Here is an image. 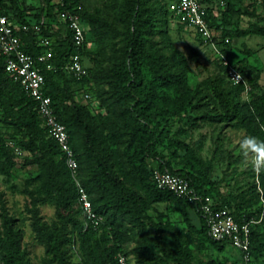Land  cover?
Instances as JSON below:
<instances>
[{
	"label": "trees",
	"instance_id": "1",
	"mask_svg": "<svg viewBox=\"0 0 264 264\" xmlns=\"http://www.w3.org/2000/svg\"><path fill=\"white\" fill-rule=\"evenodd\" d=\"M41 1L42 4L38 6L33 0H0V5L3 12L23 22L39 20L44 14L48 17L42 34L55 40L53 60L57 69L43 70L46 91L52 97L59 119L70 133L71 145L79 162L81 180L90 195L93 208L104 217L97 229L86 226L85 218L79 217L81 206L78 202L77 187L62 152L57 142L48 136L37 110V102L26 93L20 82L6 73V57L0 54V171L5 175H15L13 168L19 163L17 158L23 159V166H38L35 178L40 181L43 200L55 204V224L50 226L43 220L39 199L34 195L27 205V210L36 237L45 246L49 264H119V253L129 256L124 249L126 230L123 229L122 220L126 218L132 222L140 235L139 244L133 250L137 255V264H234L228 258L209 257L205 260L193 250L191 243L201 251H205L209 246L217 251H224L230 244L216 240L210 235L207 219L199 203L180 197L169 189L158 187L153 180V171L169 170L183 176L199 193L213 197L218 207L228 206L238 220L258 221L264 214V171L259 174L262 192L255 184L254 202L251 201L252 197L243 198L246 205H260L253 210L242 209L237 196H229L221 191L218 181L213 178V163L201 157L197 149L179 137L177 132H172L176 126L186 124L189 119L231 121L239 115L243 117L245 107H250L256 114L258 131L264 140V91H257L251 100L241 105L236 103L232 107L229 93H225L214 83L213 92L220 100L221 108L219 111L205 110L200 115L190 113L194 105L188 99V89L178 88L177 97L169 103L165 102L156 91L154 81L155 77L167 75L168 69L160 48L147 32L154 34L158 24H161L160 30L169 36V33L182 32L188 26L185 23L172 22L168 0H158V10L146 17L145 0H124L127 17L138 28L135 27V30L127 33L122 62L111 72V96L116 101L133 100L132 108L139 123L132 126L128 132L124 155L130 172L148 193L146 195L137 187L127 184L123 176L114 170L108 154L98 143V134L93 124L95 115L90 109V102L94 101L85 102L77 97L82 91H90L93 98L98 100L97 104L102 105L92 41L86 29L84 46L80 49L74 47L72 33L67 25L60 21L56 6L60 10L78 12L98 38H104V32L99 28L107 24L106 20L99 12L86 9L81 0H62L63 5H57V0ZM215 1L204 0L214 40L227 56L231 41L235 38L251 33L264 38V26L221 30L224 24L229 23V12L241 11L234 9L233 0H228L226 7L219 8L218 14H215ZM139 21L141 25L138 24ZM219 30L221 37L218 36ZM37 37L38 35L32 33L22 35L27 52L39 54L44 50L37 45ZM197 37L199 45L203 46L198 34ZM76 52H80L84 62L89 61L88 65L85 64L90 74L82 80L71 77L63 68L70 55ZM233 64L251 84L252 91L260 88V68L251 65L247 71L243 65ZM221 66L227 78L226 68L222 64ZM235 85L237 94L245 91L243 84ZM80 137L83 138L82 145L79 144ZM9 140L14 141L25 153L17 156L13 147L7 144ZM56 155L60 157L59 165L53 158ZM156 201L173 203L183 216L187 230L176 231L169 219L164 220L161 215L152 213L153 202ZM193 210L199 215L200 228L193 222ZM16 220L8 210L0 211V264H32L27 257V250L22 247V235ZM261 226L260 222L252 224L253 255L264 250ZM168 233L171 235L170 239H167ZM72 242L80 251L79 263L72 261L68 251L67 246Z\"/></svg>",
	"mask_w": 264,
	"mask_h": 264
},
{
	"label": "rangeland",
	"instance_id": "2",
	"mask_svg": "<svg viewBox=\"0 0 264 264\" xmlns=\"http://www.w3.org/2000/svg\"><path fill=\"white\" fill-rule=\"evenodd\" d=\"M33 2L38 6L42 4L41 0H33ZM81 3L89 11L99 12L107 22L99 28L101 32H104V38H98L92 27L85 24L94 49L93 59L99 76L98 87L101 92L100 99H102L100 100L102 105L90 102V109L95 115L93 124L98 134V143L108 154L114 170L123 176L127 184L137 187L148 195L140 186L138 179L130 172V166L124 155L128 132L132 126L139 123L132 108L133 100L116 101L111 96V72L122 62L127 45V33L138 26H135L127 17L124 0H81ZM158 6V0H145L144 17L158 10ZM233 7L240 9L241 12H229V23L224 24L221 30L254 29L256 26H264V0H233ZM138 24L141 25V21ZM160 29L161 24H158L154 34L147 33L160 48L168 69L167 75L155 77L154 81L156 91L165 102L169 103L177 97L178 88L188 89V99L194 105L190 113L200 115L202 111H219L221 108L220 100L213 92L214 83H217L225 93H229V102L232 107L236 103L241 105L251 100L257 91H264V38L262 36L251 33L235 38L231 41L230 48L228 47V58L232 63L243 65L247 71L251 65L261 69L260 88L255 91L251 89L249 93L244 91L237 94L236 85L227 80L217 53L212 46L199 45L197 33L193 27L188 26L179 33L171 32L169 36ZM221 30L218 31L219 37H221ZM85 63L88 65L89 61L85 60ZM244 112L243 117L239 115L225 122L189 119L186 124L176 126L172 134L177 132L179 137L190 142L197 149L201 157L213 163V178L218 181L224 194L237 196L242 209L253 210L260 203L246 205L243 198L252 197L251 201L254 202L255 184L262 192L259 176L261 172L256 173L250 165L244 163L239 140L245 134L254 135L260 140H263V137L258 131L259 123L256 114L250 107H245ZM82 139V137L79 138L80 145H82ZM53 158L57 164L60 163L58 155ZM17 160L19 163L13 168L15 175H5L0 171V211L6 209L17 218L16 225L22 235V247L27 250V257L31 263L49 264L45 246L38 241L33 229L27 205L31 202L33 195L38 197L43 220L53 226L56 221L55 204L43 200L40 181L35 178L38 166L35 164L23 166V159L17 158ZM62 177L66 178L64 174ZM262 202L264 203L263 198ZM153 207L152 213L161 215L164 220L169 219L176 231L187 230L183 216L173 203L156 201L153 202ZM192 216L193 222L200 228L199 215L193 210ZM263 216L264 214L257 222L262 223L261 231L264 236ZM79 217L84 218L82 209ZM122 223L123 229L126 230L124 249L129 253L132 263L137 264V255L133 250L139 244L140 235L128 218L122 220ZM170 238L171 235L168 233L167 239ZM191 246L205 260L209 257L228 258L234 264H264V250L256 255L251 253L250 259H247L232 245L226 246L224 251H217L210 246L205 251H201L194 243H191ZM67 248L72 261L79 263L81 254L75 243H70Z\"/></svg>",
	"mask_w": 264,
	"mask_h": 264
},
{
	"label": "built area",
	"instance_id": "3",
	"mask_svg": "<svg viewBox=\"0 0 264 264\" xmlns=\"http://www.w3.org/2000/svg\"><path fill=\"white\" fill-rule=\"evenodd\" d=\"M215 2L214 13L218 14L219 8L226 7L228 0H216ZM63 4L62 0H57V5ZM168 9L172 22L185 23L187 26L193 27L202 45L212 46V49L217 53L220 63L226 68L228 80L233 84H243L245 91L249 93L252 89L250 83L214 40L206 2L204 0H168ZM56 11L60 21L64 22L71 31L74 47L82 48L86 40V27L81 15L76 11L60 10L58 6H56ZM47 23L46 14L42 15L39 20L32 19L23 22L3 12L0 5V54L6 57V73L15 81L20 82L26 93L37 102V110L43 119L48 136L57 142L77 187L78 202L83 211L86 226L97 229L104 217L93 208L90 195L81 180L79 162L71 145L70 133L67 126L59 119L52 97L46 91V78L43 70L55 71L57 69L53 60L55 40L42 34ZM29 33L38 35L37 45L44 49L39 54L29 53L24 49L22 35ZM228 40L226 39V41ZM63 68L77 80H82L90 74L80 52L71 54ZM238 76L241 79L238 80ZM77 97L84 101L92 100L94 104L99 103L93 98L90 91H82ZM7 144L13 147L17 156H22L25 153L12 140H9ZM153 180L158 187L169 189L180 197L199 203L207 219L210 235L216 240L227 241L241 251L245 258L250 259L252 224L257 221L254 219L250 221L238 220L228 206L218 207L213 197L199 193L187 178L169 170L155 169ZM117 259L119 264H133L130 257L124 253H119Z\"/></svg>",
	"mask_w": 264,
	"mask_h": 264
},
{
	"label": "clouds",
	"instance_id": "4",
	"mask_svg": "<svg viewBox=\"0 0 264 264\" xmlns=\"http://www.w3.org/2000/svg\"><path fill=\"white\" fill-rule=\"evenodd\" d=\"M241 79V77H237ZM244 163L250 165L256 173L264 171V140L254 135H243L239 140Z\"/></svg>",
	"mask_w": 264,
	"mask_h": 264
}]
</instances>
